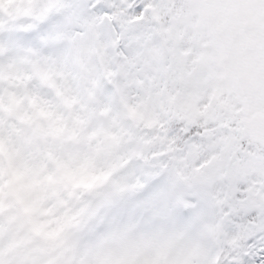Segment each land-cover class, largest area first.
Segmentation results:
<instances>
[{"label":"snow or ice","instance_id":"1","mask_svg":"<svg viewBox=\"0 0 264 264\" xmlns=\"http://www.w3.org/2000/svg\"><path fill=\"white\" fill-rule=\"evenodd\" d=\"M0 264H264V0H0Z\"/></svg>","mask_w":264,"mask_h":264}]
</instances>
